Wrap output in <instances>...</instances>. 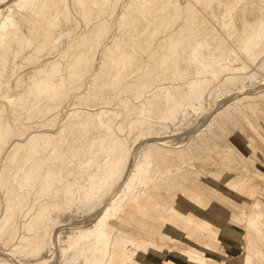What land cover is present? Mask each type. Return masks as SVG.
Instances as JSON below:
<instances>
[{"label": "rangeland", "instance_id": "rangeland-1", "mask_svg": "<svg viewBox=\"0 0 264 264\" xmlns=\"http://www.w3.org/2000/svg\"><path fill=\"white\" fill-rule=\"evenodd\" d=\"M51 1L61 12L42 9L50 30L45 24L31 42L13 35L6 52L0 47V264H98L110 257L100 233L110 239L124 215L128 178L158 179L155 150L174 154L162 168L193 178L182 195L191 205L173 215L176 229L170 223L157 233L154 224L142 236L186 255H157L138 245L123 259L196 264L198 248L218 262L211 264H263L264 233L257 229L264 228V0ZM7 2L0 0L2 14ZM183 5L202 24V47L196 38H177L175 52H185L186 61L171 60L163 70L157 61L139 77L144 59L159 58L153 31L170 28L177 36ZM138 46L150 55L143 58ZM236 108L240 119L231 117ZM210 121L220 140L193 143ZM208 200L212 212L226 211L237 224L229 240H221L226 223L207 213ZM188 220L209 237L184 230Z\"/></svg>", "mask_w": 264, "mask_h": 264}, {"label": "bare ground", "instance_id": "bare-ground-1", "mask_svg": "<svg viewBox=\"0 0 264 264\" xmlns=\"http://www.w3.org/2000/svg\"><path fill=\"white\" fill-rule=\"evenodd\" d=\"M8 1V2H7ZM76 1V0H75ZM74 1V2H75ZM189 1V0H188ZM186 1V2H188ZM192 1V0H190ZM5 6L6 7V14L3 13L2 11H0V31L2 33V41H1V48L3 49V52H6V50L8 49V43L7 39L10 40V38L8 37H13V35H18L19 37V43L23 44L24 41H32L37 35L38 33L42 30L43 25L46 24V27L49 28L50 25L52 24L51 22H48L47 20H45L44 18V14L42 9L45 8L49 9L48 11H50V8L55 10L57 13L61 12V8L59 7L58 3H54L51 0H4V3H6ZM224 2V1H223ZM234 2V1H233ZM249 2V1H248ZM246 2V4L248 3ZM251 2V1H250ZM54 3V5L52 4ZM61 3V2H59ZM63 3V2H62ZM180 3V2H179ZM191 3V2H190ZM192 3H196L194 1H192ZM3 4V2L1 3ZM123 4V3H122ZM163 4V3H162ZM167 4V3H166ZM169 4V3H168ZM167 4V5H168ZM187 4V3H186ZM210 4V3H209ZM181 5H182V1H181ZM198 5V4H197ZM225 5V4H224ZM241 5V4H240ZM4 6V5H3ZM4 6V7H5ZM53 6V8H52ZM61 6V5H60ZM192 6V4L190 5V7ZM212 6V5H211ZM244 6V5H243ZM2 5L0 6V10H1ZM138 7V6H137ZM187 7V6H186ZM184 5L181 7L180 9V13L182 12L183 16V20H182V29L180 30V32L177 34V36L172 35L170 32V28L167 30H158V31H153L152 34V39H153V43H157V46L154 48V51L156 52V54H159V58L156 60L154 59L152 56L149 57V59L143 61V65L140 67L139 71H138V76L139 77H143L146 74V71L149 69V67H151L152 65H154L157 61L161 64L162 66V70L167 68L168 63L171 60H178L181 63H183L184 61H186V56H185V52H175L177 50V38H182L184 40V42H189L191 40H193L194 38H196V45L198 47V49L200 50V47H202V42H200V36L201 32L203 30L202 24L196 22L192 15H193V10L192 8L188 9L187 7V13L184 16L183 14V10ZM196 7V6H195ZM210 7V6H209ZM166 8V7H164ZM169 8V7H168ZM200 8V7H199ZM202 8V7H201ZM217 8V7H215ZM214 8V9H215ZM63 9V7H62ZM125 9V8H124ZM133 9V8H132ZM137 9V8H136ZM139 9V8H138ZM194 9V8H193ZM64 10V9H63ZM140 10V9H139ZM157 10H161L157 9ZM203 10V9H202ZM201 10V11H202ZM213 10V9H212ZM235 10V9H233ZM47 11V10H46ZM77 11V10H76ZM137 11V10H136ZM165 11V10H164ZM197 11V9H196ZM204 11V10H203ZM54 12V11H53ZM199 12V11H198ZM214 12V11H213ZM217 12V11H215ZM128 13V12H127ZM141 13V11H140ZM159 13V12H158ZM220 13V12H219ZM224 13V12H223ZM5 14V15H4ZM46 14V13H45ZM53 14V13H52ZM55 15V14H54ZM53 15V16H54ZM58 15V14H56ZM55 15V16H56ZM54 16V17H55ZM60 16V15H59ZM143 16V15H142ZM158 16V15H156ZM181 16L180 19L181 20ZM218 16V15H217ZM46 17V16H45ZM202 17V16H201ZM48 18V17H47ZM53 18V17H52ZM57 18V16H56ZM145 18V17H144ZM155 18V17H153ZM204 18V17H203ZM211 19V18H210ZM56 20V19H55ZM47 21V22H46ZM50 21V20H49ZM206 21V20H205ZM204 21V22H205ZM153 22V21H152ZM152 22H150L152 24ZM210 22V21H209ZM208 22V23H209ZM213 22V21H212ZM207 23V22H206ZM234 23V21H233ZM151 24H149V30L153 29L151 28ZM207 25V24H206ZM210 25V23H209ZM227 25V24H226ZM249 25V24H248ZM247 25V27H248ZM208 26V25H207ZM213 25H210V27ZM235 26V25H234ZM214 27V26H213ZM212 27V28H213ZM45 28V26H44ZM148 28V27H147ZM218 28V27H217ZM240 28V27H239ZM250 27H248L249 29ZM263 28V26L260 27V30ZM248 29H246V31H248ZM50 30V28H49ZM116 30V29H115ZM245 30V29H244ZM222 31V30H221ZM51 32V31H50ZM53 32H55L53 30ZM0 33V34H1ZM146 33V32H145ZM203 33V32H202ZM46 34V32H45ZM41 35V34H40ZM55 35V33H54ZM53 35V36H54ZM114 35V34H113ZM119 35V34H118ZM144 35V34H143ZM208 36V35H207ZM252 37L254 35H251ZM47 37V35H46ZM120 37V36H119ZM214 37V36H213ZM48 38V37H47ZM55 38V37H54ZM114 38V37H113ZM41 39V38H40ZM58 39V38H57ZM56 39V40H57ZM120 39V38H119ZM1 40V39H0ZM38 40V38H37ZM36 40V41H37ZM45 40V39H43ZM47 40V39H46ZM45 42H48V40ZM114 40V39H113ZM55 41V39L53 40V42ZM29 42V43H30ZM57 42V41H56ZM140 42V41H139ZM18 43V44H19ZM25 43V42H24ZM34 43V42H33ZM36 43V42H35ZM39 43V42H38ZM112 43V41H111ZM111 43H108V45L110 46ZM32 46V43H30ZM140 44V43H139ZM24 45V44H23ZM22 45V46H23ZM36 45V44H35ZM18 46V45H17ZM141 46V45H140ZM172 47L174 52L170 53V51H166L167 47ZM11 47V46H10ZM29 47V46H28ZM33 47V46H32ZM45 47V46H44ZM55 47V46H54ZM139 47V46H138ZM142 47V46H141ZM0 48V49H1ZM24 48V47H21ZM27 48V47H26ZM36 48V47H35ZM49 48V47H46ZM45 49V48H44ZM54 48H52L53 50ZM204 49V48H203ZM18 50V49H17ZM22 50V49H20ZM33 50V49H32ZM35 50V49H34ZM38 50V49H37ZM36 50V51H37ZM51 50V48H50ZM139 50L141 53V56L143 58H145V56L147 55L146 52L141 51L142 49H137ZM19 51V50H18ZM25 51V50H24ZM8 52V51H7ZM31 52V51H30ZM49 52V51H48ZM54 52V51H53ZM52 52V53H53ZM56 52V51H55ZM54 52V55L56 54ZM16 53V52H15ZM37 53V52H35ZM1 54V53H0ZM4 54V53H3ZM8 54V53H7ZM5 55V54H4ZM17 55V54H15ZM20 55V54H19ZM50 55V54H49ZM103 55V54H102ZM150 54H148L147 56H149ZM200 55V52L197 53V55H194V59ZM3 55H1L2 57ZM52 56V55H51ZM62 56V55H61ZM54 57V56H53ZM102 57V56H101ZM100 57V58H101ZM106 57V56H105ZM156 57V56H155ZM6 58V57H4ZM8 58V57H7ZM16 59V57L14 58ZM104 58H102L103 61ZM198 59V58H197ZM3 61V60H2ZM1 62V61H0ZM4 62H6L4 60ZM56 62V61H55ZM2 63V62H1ZM100 63V62H99ZM3 64V63H2ZM4 67V66H3ZM46 67V66H45ZM172 67V66H171ZM173 72H172V76L176 74V70L175 67L176 64L173 66ZM201 67V66H200ZM5 68V67H4ZM4 68H2L4 70ZM44 68V66L42 67ZM50 68V67H49ZM48 68V69H49ZM53 68V67H52ZM211 68V67H210ZM44 70V69H43ZM210 70V69H209ZM208 70V71H209ZM2 71V70H1ZM53 72V71H52ZM136 77V75H135ZM133 79V78H131ZM163 80V79H162ZM130 81V80H128ZM128 81H126L128 83ZM144 81V80H143ZM92 82V81H91ZM132 82V81H131ZM136 82V81H135ZM156 82V81H153ZM158 83V81H157ZM86 84V83H85ZM42 85V84H41ZM92 85V84H91ZM129 85V84H128ZM136 85V84H135ZM125 86V85H124ZM100 88V87H99ZM124 88V87H123ZM124 90V89H122ZM121 92V90H120ZM31 94H29L30 96ZM34 96V95H33ZM37 102H38V98H36ZM35 100V99H34ZM25 101H28L27 99ZM36 102V103H37ZM142 103H144V101H142ZM146 103V102H145ZM31 104V103H30ZM34 106V105H32ZM38 106V105H37ZM149 106V105H148ZM244 106V105H243ZM154 107V106H153ZM223 107V106H222ZM246 108V107H245ZM224 109V108H223ZM153 110V109H152ZM233 111V108L231 109ZM223 111V110H222ZM150 112V111H149ZM228 112V111H227ZM260 112V111H259ZM226 113V112H224ZM229 113V112H228ZM233 113V112H232ZM242 110L240 111V109L237 111L234 109V113L231 115V117H236L237 119L239 118V116L241 115ZM248 113V112H247ZM223 115V114H222ZM225 115V114H224ZM262 115V113H261ZM244 116V115H243ZM264 116V115H263ZM229 116V118H231ZM215 119V117H213ZM220 118H224L221 117ZM70 119V118H69ZM72 119V118H71ZM71 119L69 121H71ZM226 119V120H225ZM224 120L227 121L228 124V119L227 117ZM240 119V118H239ZM212 120V119H211ZM233 120V119H231ZM229 120V121H231ZM68 121V120H67ZM220 122L223 120H219ZM236 121L233 120V122ZM239 121V120H238ZM237 121V122H238ZM211 123L207 124V127L205 128V130L198 132L197 135H195V137H193V143H199L202 144L203 146L209 142V141H219L221 136L219 134L218 129H216L217 131H213L211 130L210 126L213 124L212 121H210ZM221 122V125H222ZM231 121V123H233ZM70 123V122H69ZM219 123V122H218ZM217 124V128H220L221 126ZM226 123V122H225ZM224 124V123H223ZM235 125H237V123H234ZM245 124V123H244ZM252 124V121H251ZM226 125V124H225ZM253 125V124H252ZM242 126V125H241ZM202 127V126H201ZM216 127V126H215ZM227 127H231V126H227ZM254 127V126H253ZM198 128V127H197ZM231 128H234L233 126ZM239 128V127H238ZM230 129V128H229ZM242 131V127L240 128ZM221 133H222V129L220 128ZM231 130V129H230ZM234 130H238L235 129ZM251 130V129H250ZM232 131V130H231ZM239 132V131H238ZM253 132V131H252ZM241 133V132H239ZM196 134V133H195ZM235 134V133H234ZM237 134V133H236ZM182 138V137H180ZM223 141V139H221ZM192 141V139H191ZM216 141V142H217ZM36 142V141H35ZM7 143V142H6ZM5 143V144H6ZM192 143V144H193ZM195 143V144H196ZM54 144V142H53ZM198 144V145H199ZM209 144V143H208ZM1 145V143H0ZM197 145V146H198ZM193 146V145H192ZM201 146V145H200ZM13 147V146H12ZM196 147V146H195ZM202 147V146H201ZM205 147V146H204ZM202 147V148H204ZM210 147V146H209ZM212 147V146H211ZM10 149V148H9ZM211 149V148H210ZM1 150V149H0ZM33 150V149H32ZM95 150V149H94ZM8 151V150H7ZM6 151V153H7ZM27 151V150H26ZM156 151V152H155ZM154 151V162H156L155 167L153 168V178L157 175L156 172L158 173V179L156 180H152V177L149 175V173H144L143 176L140 177H133L131 176L130 178H128L126 181V186L127 187V192L129 194V196L127 197L125 204L123 205V212L124 215L128 218H130L129 220H124L126 219L125 216L123 214H121V219L120 217H118V219H116V225L113 229V233H111V238H107V234L106 231H102L100 233V237L106 239L104 242V245H110V248L112 249L111 253H110V257L105 258L104 255H102L100 261H98V264H129L127 263L124 259L123 256L126 255H130L133 256L135 255L134 253H128V251L130 249H135L136 252L140 251L139 247H143L146 248L148 247V249H151L155 252H157V255H161L163 253H167L168 251L173 254L174 256L176 255H186V253L183 252H176V251H171L168 244L163 245L160 241H150L148 239L143 238V232L148 228V226H152L155 224V226H158L156 228V232L160 233L161 227H164L166 225H171L169 227H174L176 229V227L173 224V215L175 213H180L183 214L184 211L191 205L188 201H186L184 198H182V195L186 192L187 189L191 188L192 183V177L190 175H184L183 179H179L177 177H175L173 175L172 172H169L167 170L168 167H163L162 165L163 162L165 163V161L169 158L172 157H167L169 154L168 153H172V151L170 152H162L161 150H155ZM72 152V151H71ZM93 152V151H92ZM177 152V151H176ZM168 154V155H167ZM173 154V153H172ZM171 154V155H172ZM179 155L175 156H179L180 157V153H178ZM184 154V153H183ZM182 154V155H183ZM48 155V154H47ZM174 155V154H173ZM5 156V155H4ZM174 156V157H175ZM7 157V156H6ZM9 157V156H8ZM173 157V159H174ZM166 158V160H165ZM178 159V157H175ZM184 157H182L183 159ZM237 159V158H236ZM8 160V159H6ZM171 160V159H170ZM180 160V158L178 159ZM172 162L175 163V161L171 160ZM170 161V163H171ZM185 161V160H184ZM183 161V162H184ZM7 162V161H6ZM182 162V160H181ZM168 163V164H170ZM173 163V165H174ZM177 163V161H176ZM179 163V162H178ZM177 163V164H178ZM19 164V163H18ZM182 164V163H180ZM148 166V165H147ZM166 166H168L166 164ZM176 166V165H175ZM172 167V166H170ZM174 167V166H173ZM178 167V166H177ZM177 167H175L176 169H178ZM183 167V166H182ZM9 168V167H8ZM113 169V168H112ZM169 169V168H168ZM172 169V168H170ZM113 171V170H112ZM17 172V171H16ZM110 172V171H109ZM32 173V172H31ZM178 173V172H176ZM185 173V172H184ZM111 174V173H110ZM109 174V175H110ZM183 174V173H182ZM63 175V174H62ZM178 175V174H176ZM192 175V173H191ZM86 176V175H85ZM106 177V176H105ZM180 177V175H179ZM42 179V178H41ZM195 184V183H194ZM140 186H143L145 189L141 190L139 189ZM63 187V186H62ZM123 187V186H122ZM37 188V187H36ZM39 190V189H38ZM52 190V189H51ZM141 190V191H140ZM120 191V189H119ZM61 192V190H60ZM67 195L70 194V190H65L64 191ZM213 194V193H212ZM32 199V197H31ZM61 201V200H60ZM208 202L213 203V201L208 200L206 205L209 207V212H207L209 215H213L215 218H217V221L222 222L221 224H224V222L226 223L224 225V228H221V235L220 238L221 240H226V239H230L233 235V232H235L234 230V226L232 224H236L235 222H233L234 220L231 219V217L229 218L227 215V212L225 211H220V212H212V209H215L214 207H211L209 205ZM240 204V203H239ZM258 204H254V206L252 207L253 211H252V215L254 216L256 214L257 211V207ZM192 207V206H191ZM193 208V207H192ZM46 210V209H45ZM41 211V210H40ZM198 213H201V211H198ZM202 215V214H201ZM106 215L104 216V218L106 219ZM117 218V217H116ZM119 219L121 220V222L119 221ZM263 221H264V217H263ZM133 222V223H131ZM262 223V222H261ZM113 224V223H112ZM123 224V225H122ZM134 225L132 227V225ZM142 224V226H137ZM237 225V224H236ZM260 225V226H259ZM258 225V229L257 232L258 233H264V228L263 224H259ZM196 227V225L193 224V220H188V222L186 223V227L184 230H189V229H194ZM40 229V228H39ZM171 230V228H170ZM195 230L199 231L197 228H195ZM112 231V230H111ZM203 231V230H202ZM202 231L200 230L198 232V237H201L203 239L204 235H208L207 237H209V233H202ZM231 231V233H230ZM175 232V231H173ZM149 234V233H148ZM204 234V235H203ZM110 235V234H109ZM145 235V234H144ZM178 235V234H177ZM174 237V236H173ZM176 237V235H175ZM163 241V240H162ZM208 240L206 239V242ZM171 242H173V240H171ZM139 245V247H138ZM170 245V244H169ZM104 247V246H103ZM177 248V247H176ZM197 249V250H196ZM167 251V252H165ZM109 252V251H108ZM145 251H143V253L141 254H145ZM169 253V254H170ZM193 253L195 254L196 257L200 258L199 263L196 264H211V261H215L212 258H209L204 252H201L200 249L195 248V250L193 251ZM197 253V254H196ZM168 255V254H167ZM171 256V255H170ZM181 258V257H179ZM217 262V261H215ZM218 263V262H217ZM262 264V263H261ZM264 264V262H263Z\"/></svg>", "mask_w": 264, "mask_h": 264}]
</instances>
